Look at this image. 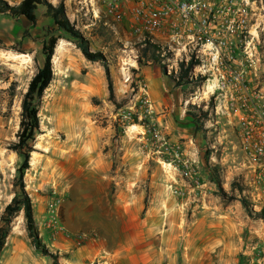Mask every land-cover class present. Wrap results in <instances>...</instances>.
Here are the masks:
<instances>
[{
	"label": "rangeland",
	"instance_id": "rangeland-1",
	"mask_svg": "<svg viewBox=\"0 0 264 264\" xmlns=\"http://www.w3.org/2000/svg\"><path fill=\"white\" fill-rule=\"evenodd\" d=\"M97 7L104 9L100 2L64 8L84 34ZM248 16L250 34L223 46L233 59L221 74L190 69V84L179 86L173 72L189 54L194 59L200 42L193 49L187 40L170 47L160 40L157 52L166 45L168 53L154 62L141 56L128 24L117 23L119 46L100 49L91 41L90 48L107 58L112 101L102 63L87 61L45 7L36 9L34 23L0 14V215L22 163L11 149L21 99L44 64L43 46L55 42L52 79L37 105L34 164L30 153L23 177L49 255L34 250L20 212L0 264H264V179L237 134L241 118L264 111V0H250ZM229 71L242 76L240 85H229ZM254 97L261 107L249 109ZM218 163L222 193L208 169ZM239 186L253 214L238 201ZM80 234L91 241L77 248Z\"/></svg>",
	"mask_w": 264,
	"mask_h": 264
},
{
	"label": "built area",
	"instance_id": "built-area-1",
	"mask_svg": "<svg viewBox=\"0 0 264 264\" xmlns=\"http://www.w3.org/2000/svg\"><path fill=\"white\" fill-rule=\"evenodd\" d=\"M21 2L23 0H4ZM50 4H62L67 8L71 3L83 4L85 2H100L101 8L115 27L122 20L128 25L126 33L139 43L149 42L157 44L164 40L179 43L187 40L193 49L199 48L192 55L187 56L185 66L192 61L191 70L207 67L211 72H218L219 67L232 57L223 54L222 49L229 38L241 41L245 35L250 34L248 6L250 0H44ZM64 8V10H65ZM66 12V10H65ZM67 14V13H66ZM94 19L98 17L94 14ZM206 46V48H205ZM167 47L166 45L163 48ZM162 48V50H163ZM191 51L190 49L188 50ZM206 55L209 58H205ZM203 56V57H202ZM211 68V69H210ZM171 73V70H168ZM176 75L177 70H174ZM196 75V73H192ZM229 85H240L242 76L237 72L229 71ZM220 78H224L220 76ZM191 79V78H189ZM250 101V106L256 108L259 98ZM246 107V104L244 103ZM248 108V106H247ZM252 113V111H250ZM240 149L246 158L253 162L256 169L261 170L258 177L264 179V111H256L250 118H241L237 129ZM87 241H91L87 234L75 237L73 244L80 248Z\"/></svg>",
	"mask_w": 264,
	"mask_h": 264
},
{
	"label": "trees",
	"instance_id": "trees-1",
	"mask_svg": "<svg viewBox=\"0 0 264 264\" xmlns=\"http://www.w3.org/2000/svg\"><path fill=\"white\" fill-rule=\"evenodd\" d=\"M38 7H45L49 17L52 19L53 25L60 31L66 33L68 37L73 41L75 47L80 51L82 56L89 62H100L105 71V78L107 82V88L110 94V99L113 101L112 80L109 74L107 58L100 50L90 51L91 41L97 43L100 49H114V46H119V40L116 38V27H112L111 20L105 16L101 7H97L98 17L96 19H88L91 22L89 29L85 30L87 24H82L84 34L79 30H76L67 19V14L62 5L51 6L44 0H23L16 4L14 7H8L4 2L0 0V14L8 13L10 15H18L25 18L30 23L35 22L34 12ZM124 41V39H121ZM142 46L141 56L151 58L154 62H160L164 59L167 50L163 48L162 54L157 52L158 46L149 42L140 44ZM55 46L54 40H51L47 46H43L42 53L44 56V64L37 71V73L31 79L27 91L24 93L20 103V123L19 132L17 135V143L12 146V150L15 151L20 157H22V163L17 169L14 197L10 203L4 208L3 213L0 215V253L3 251L6 239L11 230V224L16 216L21 212L25 223V230L28 238L34 250L42 255H49L47 250L41 244L34 221V208L29 198V195L25 191L23 177L25 171L29 168L28 160L29 155L33 151L32 143L35 141V137L39 134V117L37 111L38 102L44 94L45 89L52 79L51 57L53 56V49ZM193 62L190 61L187 66L183 63L180 64L179 70L176 75L173 76L176 85H189L190 80L188 73L193 67ZM9 96H13L14 85H10ZM112 97V98H111ZM209 176L212 182L218 187L222 193L220 186L221 178L219 177L221 167L220 164L210 165ZM236 185V184H235ZM240 198L238 201L242 205L245 211L253 214L249 210V204L244 197L241 196L242 187H238ZM263 215V214H254ZM57 264V263H55Z\"/></svg>",
	"mask_w": 264,
	"mask_h": 264
},
{
	"label": "bare ground",
	"instance_id": "bare-ground-1",
	"mask_svg": "<svg viewBox=\"0 0 264 264\" xmlns=\"http://www.w3.org/2000/svg\"><path fill=\"white\" fill-rule=\"evenodd\" d=\"M9 5H13V3L12 2H9ZM62 50V45H61V43H58V45L56 46V48H55V54H59V52ZM54 61H55V57H54ZM53 61V62H54ZM31 155H32V157H31V162H30V164H31V166L34 164V162H33V157H34V153H31Z\"/></svg>",
	"mask_w": 264,
	"mask_h": 264
}]
</instances>
